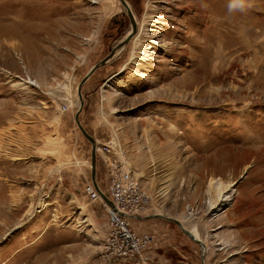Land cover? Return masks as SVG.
Here are the masks:
<instances>
[{"label": "rangeland", "instance_id": "1", "mask_svg": "<svg viewBox=\"0 0 264 264\" xmlns=\"http://www.w3.org/2000/svg\"><path fill=\"white\" fill-rule=\"evenodd\" d=\"M127 1L141 23L155 15L146 59L134 39L98 67L80 119L106 194L116 155L150 196L130 218L153 237L139 264H264V0ZM121 8L0 0V264H135L108 260L107 209L86 192L92 142L76 123L79 83L128 33ZM219 178L233 186L213 210ZM167 216L197 227L207 251Z\"/></svg>", "mask_w": 264, "mask_h": 264}, {"label": "built area", "instance_id": "2", "mask_svg": "<svg viewBox=\"0 0 264 264\" xmlns=\"http://www.w3.org/2000/svg\"><path fill=\"white\" fill-rule=\"evenodd\" d=\"M103 149L111 152L108 143ZM106 151V150H105ZM110 169V184L107 196L103 199L99 190L92 183L86 185L87 194L92 199L102 198L108 213L110 231L105 239L104 246L108 260L131 261L135 264L148 259L146 248L151 245L152 235L148 232H137L130 223V218L145 211L150 202V196L132 170L125 165V161L116 155H111L108 162Z\"/></svg>", "mask_w": 264, "mask_h": 264}, {"label": "bare ground", "instance_id": "3", "mask_svg": "<svg viewBox=\"0 0 264 264\" xmlns=\"http://www.w3.org/2000/svg\"><path fill=\"white\" fill-rule=\"evenodd\" d=\"M103 1V0H102ZM121 4H122V8L124 9L125 13H128L129 17H130V20H131V24H130V27L128 29V33L125 35V37L119 41L116 45L114 46H117L120 42H122L126 37H128L129 35H133L132 39L131 40H134V39H139L140 40V44H139V48H140V56L141 58L143 59H146V52L144 51L145 49V45L142 43L143 41H145L147 38L151 37L150 35V31H151V26H152V21L154 20V13H147L145 19L142 23L141 21L139 20L138 18V15L136 12H134V9L131 7L130 3L126 0V3H123L121 0H120ZM25 6H27V4H23L22 8H24ZM121 8V9H122ZM110 8L108 7L106 10L108 11ZM22 14H26L24 12V10H22ZM39 15V13H38ZM9 29L7 28H4V27H0V33H5L7 32ZM1 33V34H2ZM150 40V39H149ZM126 46V45H125ZM125 46L123 47H118L116 50H115V54L114 56L119 53H121V51L125 48ZM138 57L137 54L133 53L132 57L130 58V63H134L136 61V58ZM114 58V57H113ZM112 58V59H113ZM111 62V61H110ZM92 68V67H91ZM91 68L89 69V71L91 70ZM88 71V72H89ZM20 85H24V84H27V85H37V83L34 81H32L31 79L28 81V80H25L24 82H18ZM79 86V85H78ZM78 91V88L77 90ZM78 109H80V107L83 106V101H84V97H81L80 94H79V91H78ZM77 109V111H78ZM80 122H81V119H79ZM76 123L78 125V121L76 120ZM82 124V122H81ZM83 126V124H82ZM79 127V126H78ZM84 127V126H83ZM94 138V137H93ZM95 139V138H94ZM54 143V142H53ZM96 140H95V145H96ZM96 149H97V154H98V149H100V147L96 146ZM51 150H53L55 152V154L57 153L58 155H60V150H59V145L57 142H55V144L52 145V148ZM60 160V159H59ZM125 165H127L125 163ZM90 166L92 168V161L90 163ZM96 172H97V168H96ZM93 180V185L95 186V188H97L100 192V194L102 195L103 199H105L104 195L101 193L100 190H102L105 194L106 192L103 190L102 187L99 186V184L97 183V178H96V174H95V177L94 179L92 178ZM92 183V182H90ZM209 185L211 186L212 189L215 190L216 192V196L215 198H213V200H211V204H213V210H217L219 208V206L221 205V203L223 202V200H227L229 198L228 196V193H226L228 191V189H231V183H224L223 180H221L220 178L219 179H211L210 180V183ZM233 186V185H232ZM100 188V189H99ZM87 192V191H86ZM226 193V194H225ZM107 195V194H106ZM106 200V199H105ZM44 205V204H43ZM161 214H163L162 212H159ZM130 220V219H129ZM181 220V219H180ZM181 222L183 223V220H181ZM184 224V223H183ZM187 228V227H186ZM188 229V228H187ZM191 233V238L193 240H199L198 242L201 244L202 246V249L204 252L207 251L208 249V246L207 244L204 242V240L199 236L198 234V228L197 227H194L192 229H188ZM227 247V246H226ZM204 256V255H203Z\"/></svg>", "mask_w": 264, "mask_h": 264}, {"label": "water", "instance_id": "4", "mask_svg": "<svg viewBox=\"0 0 264 264\" xmlns=\"http://www.w3.org/2000/svg\"><path fill=\"white\" fill-rule=\"evenodd\" d=\"M123 3H126V0H121ZM133 35H129L128 37H126L122 42H120L117 46H114V48L110 51L111 53L108 54L106 57H104L102 60H100L97 64H95V66H93L91 68V70L88 72V74H86L84 76V78L81 80V82L79 83L78 86V91L81 97H83V92L82 90V86L84 85V83L95 73V70L100 67L103 66L105 64H107L113 57L115 54V50L118 47H123L126 44H128L131 39H132ZM81 109L82 107H80V109H78L77 114H76V120L78 121V126L80 128V130H82V132L86 135V137L92 142V154H91V161H92V168H93V179L95 177L96 174V160H97V149H96V145H95V139L93 138V136L82 126L81 122H80V114H81ZM100 189V188H99ZM101 193L104 195L105 199L107 201H109L108 196L102 191L100 190ZM168 218L174 220L175 222H177L178 224H180L183 229L191 236L190 231L186 228V226L181 222V220L179 218H173L171 216H167ZM192 237V236H191ZM199 241V240H198Z\"/></svg>", "mask_w": 264, "mask_h": 264}, {"label": "clouds", "instance_id": "5", "mask_svg": "<svg viewBox=\"0 0 264 264\" xmlns=\"http://www.w3.org/2000/svg\"><path fill=\"white\" fill-rule=\"evenodd\" d=\"M246 0H232V7H245Z\"/></svg>", "mask_w": 264, "mask_h": 264}]
</instances>
